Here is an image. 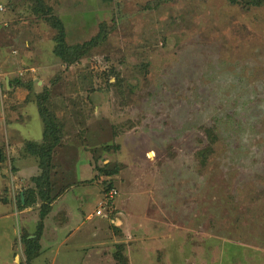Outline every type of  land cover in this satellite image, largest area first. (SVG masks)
<instances>
[{"label": "rangeland", "instance_id": "rangeland-1", "mask_svg": "<svg viewBox=\"0 0 264 264\" xmlns=\"http://www.w3.org/2000/svg\"><path fill=\"white\" fill-rule=\"evenodd\" d=\"M0 8V70L31 85L10 91L13 82L0 80L6 122L23 123L16 135L6 126L0 143L27 154L15 138H39L37 105L61 137L51 195L20 206L32 182L10 186L33 223L12 253L0 225V264H264V2L0 0ZM60 27L71 62L55 53ZM2 166L7 185L18 168ZM107 186L116 192L110 208ZM27 235L38 236L29 253Z\"/></svg>", "mask_w": 264, "mask_h": 264}, {"label": "crops", "instance_id": "crops-1", "mask_svg": "<svg viewBox=\"0 0 264 264\" xmlns=\"http://www.w3.org/2000/svg\"><path fill=\"white\" fill-rule=\"evenodd\" d=\"M2 52V51H1ZM13 62L18 63L20 62L19 58L18 60H13ZM15 73H5L3 71L0 70V80L4 79L5 83L11 84V81L13 82L11 84V90L10 91H18V90H24V85L20 86V84L22 83H18V82H14L13 79L16 77L14 75ZM23 83H25V80H21ZM24 87V88H23ZM5 95H2L1 97H4ZM22 106L19 108V110H23L22 113L23 115L27 116V114L29 113L28 110H30L31 106H27L25 105L23 102ZM0 132L2 134L6 133V126H9L11 129V133L12 132L15 133V135L22 130V125L23 123H21V125L18 124H11L6 122V116H5V112L3 113V111H1L0 108ZM33 113L36 115L38 114V110H36V108L33 109ZM39 117V114L37 115V118ZM41 124L42 121L39 117L38 120V129H39V138L38 139H32L31 137H29L26 134L21 133L20 136L16 137L15 139L18 140L21 144V148L23 146L24 143V148H25V142L26 141H32V142H38L41 143L42 142V132H43V125H42V131H41ZM12 138V136H11ZM34 138V137H33ZM14 139V140H15ZM14 143H16L15 141L11 140V141H6V139H4V141L2 143H0V166H2V169L4 170V164L6 163V168L7 170L10 169V165L11 162H13V164H15L16 168H18V171H15L16 174H13L11 176V180L8 182L7 185H1L0 182V225H1V231L4 230V228H6L9 232L8 234L10 235L9 238H7V246L9 248V250L12 253V246L13 243L17 240H19L20 236H21V229L25 228V227H30L32 225L33 222H28L26 224L25 220H24V216L26 215L27 212L31 213L30 211H32V207L26 208V209H21L19 207H15L12 203V195L10 194V191H12L11 187L14 188H19L21 182L19 180H21L22 178L27 179V180H31L33 177H36L39 174V168L37 165V162L34 160L32 162H30L29 160H27L28 158L33 159L32 156H30L28 153L25 154L22 152L20 153V150H18L19 148H16V146L14 145ZM54 157L56 158V156L53 155V159ZM89 165V164H88ZM35 168V170H34ZM2 170V171H3ZM1 171V169H0ZM29 171H31V176L29 178H25V176H21V175H26V174H30ZM21 172L23 174H21ZM1 176L3 177V174H0V181H1ZM13 178V179H12ZM15 179V180H14ZM14 180V181H13ZM31 184V182H30ZM15 186V187H14ZM24 189H26V187H24ZM65 193V192H64ZM22 194V192H21ZM20 194V195H21ZM63 195V194H62ZM60 195L54 202L56 201H60L63 196ZM11 196V197H10ZM76 199V198H75ZM78 200V198H77ZM53 202V203H54ZM96 211V210H95ZM34 212H37L36 210ZM16 221L19 224V233L17 234V228L15 227V225H11V223L9 221ZM30 219H33L32 221H36L34 216H31ZM30 224V225H29ZM46 224V222H45ZM16 231V233H15ZM2 234V233H0ZM17 234V235H16ZM30 237H33L32 235H30ZM0 238L3 239V237ZM12 258V255H11ZM12 260V259H11ZM14 261H15V256H14ZM5 264V263H4ZM6 264H11V262L9 261Z\"/></svg>", "mask_w": 264, "mask_h": 264}, {"label": "trees", "instance_id": "trees-1", "mask_svg": "<svg viewBox=\"0 0 264 264\" xmlns=\"http://www.w3.org/2000/svg\"><path fill=\"white\" fill-rule=\"evenodd\" d=\"M263 2L264 0H245V4L247 6L251 4L259 5ZM55 53L58 57H60L63 60V62H68V61L71 62L74 60L73 58L70 57L71 56L70 51L66 50V45L64 41V31L61 27H60V37H59V41H58ZM24 87L27 89H31L30 83L25 84ZM42 109H43L42 107L37 105L38 114H39V117L43 125L42 142L41 143H36L32 141L25 142L26 152L30 156L35 157L37 160L39 174L36 177H33L31 179L33 187L30 188V190L33 191V195L28 196V192L27 194L25 193L24 200L19 201L20 206H28V204H30L31 202L33 203L35 201L34 194L38 196L37 199L42 200V198L43 199L44 197L47 198L48 194L51 195L52 193L51 192L52 190L51 171H52V164H53L52 155H53V149L56 144L58 145L60 143L59 141L61 137L59 135L56 137V140H55L54 134L57 133L56 131L58 130V127L57 129H54V126H52L49 121L50 116L49 115L47 116V112ZM58 132L60 133V129ZM53 136H54L55 142L51 144L49 143V141L53 140ZM47 185H48L47 190H44ZM110 191H111L110 186H107L106 190L104 191L106 193L105 198H107V195ZM52 198L53 197L50 196V200H52ZM108 206L110 208L111 205L109 204L106 207ZM22 240H23V244L25 246V250L27 251V253H29L30 247L32 246L37 247L36 245V242L38 240L37 235H33V237H30L29 235H27V236L22 237Z\"/></svg>", "mask_w": 264, "mask_h": 264}, {"label": "built area", "instance_id": "built-area-1", "mask_svg": "<svg viewBox=\"0 0 264 264\" xmlns=\"http://www.w3.org/2000/svg\"><path fill=\"white\" fill-rule=\"evenodd\" d=\"M1 9V8H0ZM116 195V192L114 190H111L108 195H107V198H106V201L104 203L105 206L111 204V200L113 199V197ZM101 212L99 210L96 211V214H100Z\"/></svg>", "mask_w": 264, "mask_h": 264}]
</instances>
